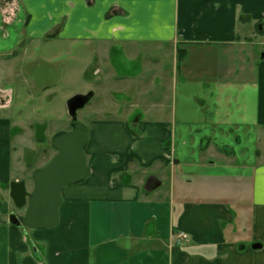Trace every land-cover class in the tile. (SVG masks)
<instances>
[{
  "label": "crops",
  "instance_id": "1",
  "mask_svg": "<svg viewBox=\"0 0 264 264\" xmlns=\"http://www.w3.org/2000/svg\"><path fill=\"white\" fill-rule=\"evenodd\" d=\"M20 2L27 18L25 34L33 42L67 39L72 46L82 45L81 51L71 47L73 55L88 53L80 78L92 69L95 81L86 83L106 82L111 85L107 91L119 88L123 95L98 103L84 123L91 171L84 180L62 187L59 222L53 227L34 229L11 222V214L22 215L25 207L15 204L10 183L24 180L29 191L34 183L33 172L29 180L9 172L15 151L5 140L0 157V170L7 171L0 174V264H264V55L258 62L255 45L249 46L254 33L245 30L264 21V0ZM178 49L184 77L190 71L188 60L201 75L209 72L208 80L202 77L196 83L217 101L232 94L228 88L236 96L249 85L257 89V113L232 112L227 118L222 113L220 121L205 123L209 128L202 130L206 126L180 121L177 100L170 111L166 97H155V84L165 79L167 70L156 56L171 54L176 59ZM218 53L224 63L213 59ZM128 63L135 64L133 70L126 68ZM95 87L80 92H93L88 103L99 94ZM145 91L148 96L128 108L131 94ZM198 102L203 105L205 99ZM203 109L215 117V111ZM63 119L70 127L67 109ZM39 122L46 125L42 133L48 136L47 123ZM7 124L0 122V133ZM40 126L29 123L30 132L39 133ZM58 131L53 129L54 134ZM204 138L211 139L206 147ZM189 141L192 156L184 149ZM221 144L232 152L220 151ZM212 149L235 169V184L227 185V175L203 182L197 174L193 184L183 176L185 167L193 161L200 165L203 153ZM225 189L233 190L229 202ZM181 231L189 237L181 238ZM254 243L262 246L254 248Z\"/></svg>",
  "mask_w": 264,
  "mask_h": 264
},
{
  "label": "rangeland",
  "instance_id": "2",
  "mask_svg": "<svg viewBox=\"0 0 264 264\" xmlns=\"http://www.w3.org/2000/svg\"><path fill=\"white\" fill-rule=\"evenodd\" d=\"M22 13L20 0H0V122H9L6 128L2 125V132L0 133V157L2 156L1 148L5 140H9L13 144V150L15 151L9 172L11 171L13 177L19 176L29 180L31 178L30 174L35 168L46 164L47 159L56 151L51 145V138L54 135L53 129L58 128L61 131L70 128L69 125H66V120H62L63 112L65 113L66 109L68 110L67 101L70 97L80 92H87L94 86H96V91L99 90L97 92L99 94H96L92 101L78 111L79 121L88 123L91 118L89 116H93V108L98 103L102 104V101L110 96L119 98L123 93L119 92V88L107 91L106 89L109 86L111 87V85L106 82L102 84L98 83V85L86 83L85 81H95L92 69L86 72V76L83 79L80 78L83 71L80 68L87 61L88 53L83 51L80 55H77V53L73 55L71 47L76 51H81L82 45L75 44L72 46L71 43H67V39H58L47 43L45 41L49 39H43L44 43L33 42L25 34L27 18L23 17ZM260 23L262 24V22ZM260 23L257 26L255 25L254 28L251 27V24L249 26L246 25L247 23L244 24L246 27L248 26L245 29L246 32L252 30L254 33L251 36L252 43H249V46L255 45V57L258 62L262 61L261 57L264 53V31L259 29ZM53 33L55 34V31ZM155 54L153 53L152 56L154 57ZM145 56L150 55L146 53ZM156 57H158L162 66L165 63L166 69L170 73L173 71L174 65L177 72L173 71L174 73L170 75L167 73V70H163L165 74V77H163L165 79L162 80L163 78L161 77L162 79L158 80L159 83L155 84V97H166V103L170 111H172L170 106L173 105L174 100H177L178 119L180 121L183 120V123L190 122L194 126H198V124L206 126L205 128L202 127V130L209 128L205 123L212 124L214 121H220L221 119L218 115L221 116L222 113L224 116L226 115V118L229 116L227 113L231 114L232 112L235 114L244 113L246 115L257 113L259 108L257 101L258 90L254 89L253 86L249 85L246 90H240L239 96H236L235 92H232L228 88L232 94L224 96L223 102L217 101L215 97L209 94V91H205L201 85L196 83V80L202 77L205 78V81L208 80L211 77L209 72H205L204 76L201 75L202 72L199 68L193 66L192 61L188 60L189 64H191V66H188L190 71L184 77L185 73L180 68L182 60L181 50H177L176 59H173L171 54L164 57L161 54H157ZM213 59L224 63L222 53H218ZM125 66L133 70L132 67L135 64L130 65L128 63ZM178 72H181V74L177 75L178 80L173 84L172 79L176 77ZM169 80L171 81L170 84H168ZM136 88L134 86L133 90H137ZM150 88L152 87L150 86ZM149 93L151 94V92ZM130 94L131 92L128 93L129 96ZM131 95L134 98L127 103L128 108L129 106H133L135 99L147 97L148 93L145 91L142 94ZM200 98L205 99L203 105L198 102ZM232 100L235 101L232 102ZM236 101L240 104L239 108ZM201 106L207 110L215 111V117L206 114ZM134 118L135 116L130 118V124H132ZM40 119L45 121L49 127L48 129L51 130L48 136L44 135V132L42 133L46 125L39 122ZM31 122H34L36 127L38 125L42 126L37 129L39 133L34 134L30 132L29 123ZM16 123L21 128L16 126ZM240 131L242 134L243 128ZM43 136H46V139L44 138L43 140ZM182 137H185L187 140L190 139L188 135L179 136V139ZM206 139L204 138V142H206ZM210 142L211 139L208 138L203 147L208 146ZM189 145H191L190 141L184 146V149L188 150ZM217 148L220 151L226 152L225 146L222 144L217 145ZM188 154L193 155L191 148ZM203 154L204 157L200 165H195L194 162L196 161L191 162L188 165L189 167L184 168L182 172L183 176L187 180H191L190 182L193 184L197 174L201 175V181L204 179L210 180L215 176L227 175L230 182L227 180L228 182L226 183L227 185L228 183L232 185L234 177H236V171L231 166L227 167L225 158L214 149ZM189 159L193 160L192 157ZM5 173H7L6 169L0 170L2 176ZM233 183L235 184V182ZM3 184L0 182V187ZM223 194L225 201L229 202L233 195V190L225 189L223 190ZM244 200L247 202V198ZM14 209L17 212L19 208L15 206Z\"/></svg>",
  "mask_w": 264,
  "mask_h": 264
},
{
  "label": "water",
  "instance_id": "3",
  "mask_svg": "<svg viewBox=\"0 0 264 264\" xmlns=\"http://www.w3.org/2000/svg\"><path fill=\"white\" fill-rule=\"evenodd\" d=\"M261 24L259 28H261ZM93 96V92L78 93L67 101L71 116L70 129L56 132L51 138V145L56 149L53 157L32 173L34 187L27 190L26 182L10 183L11 196L18 207H25L22 215H16L18 224L40 229L50 228L59 222V207L62 201V187L79 182L90 174V167L85 156V147L89 140L86 124L78 120V110L84 107ZM150 182L151 188L156 183ZM254 243V248H260Z\"/></svg>",
  "mask_w": 264,
  "mask_h": 264
},
{
  "label": "trees",
  "instance_id": "4",
  "mask_svg": "<svg viewBox=\"0 0 264 264\" xmlns=\"http://www.w3.org/2000/svg\"><path fill=\"white\" fill-rule=\"evenodd\" d=\"M40 140H42V139H40ZM43 140H44V138H43ZM226 152L230 153L232 151H227L226 150ZM10 218H11V222L18 224V219H17V216L15 214H11V217Z\"/></svg>",
  "mask_w": 264,
  "mask_h": 264
},
{
  "label": "built area",
  "instance_id": "5",
  "mask_svg": "<svg viewBox=\"0 0 264 264\" xmlns=\"http://www.w3.org/2000/svg\"><path fill=\"white\" fill-rule=\"evenodd\" d=\"M179 236L181 238H188L189 237V234L187 232L181 231V232H179Z\"/></svg>",
  "mask_w": 264,
  "mask_h": 264
},
{
  "label": "flooded vegetation",
  "instance_id": "6",
  "mask_svg": "<svg viewBox=\"0 0 264 264\" xmlns=\"http://www.w3.org/2000/svg\"><path fill=\"white\" fill-rule=\"evenodd\" d=\"M260 22H262V24H261ZM258 23H260V24L262 25L261 28H259V29H260L261 31H264V30H263V24H264V21H263V20H259V21L256 23V26L258 25ZM260 24H259V25H260ZM263 55H264V53H263ZM263 55H262V56H263Z\"/></svg>",
  "mask_w": 264,
  "mask_h": 264
}]
</instances>
